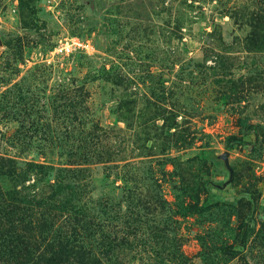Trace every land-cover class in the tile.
Listing matches in <instances>:
<instances>
[{
	"label": "rangeland",
	"instance_id": "374dc122",
	"mask_svg": "<svg viewBox=\"0 0 264 264\" xmlns=\"http://www.w3.org/2000/svg\"><path fill=\"white\" fill-rule=\"evenodd\" d=\"M0 158V264H264V0H0Z\"/></svg>",
	"mask_w": 264,
	"mask_h": 264
},
{
	"label": "trees",
	"instance_id": "16d2710c",
	"mask_svg": "<svg viewBox=\"0 0 264 264\" xmlns=\"http://www.w3.org/2000/svg\"><path fill=\"white\" fill-rule=\"evenodd\" d=\"M241 128L245 129L247 127V119H243L240 122ZM239 142L238 140H234V142ZM230 145L229 147H232ZM0 167H9L12 169L14 168V161L12 159H4L0 158ZM8 173H13L16 175L15 171H8ZM24 190V189H23ZM27 190V188H26ZM20 198L18 199H11V201L7 202L4 199V196L2 193H0V246H4L5 239L9 238L11 235H13L18 230L20 231H30V223H25V216L29 217V213L32 210V207L35 205L37 206L36 196L30 195V194H22L21 192L17 195ZM3 241V243H2ZM2 243V244H1ZM7 254L11 257H17L18 251L15 250V246L12 244L8 245V248L6 249ZM18 259V258H17ZM16 259V260H17ZM29 260V251L24 250L22 253V256L20 258V261L22 263H27Z\"/></svg>",
	"mask_w": 264,
	"mask_h": 264
}]
</instances>
